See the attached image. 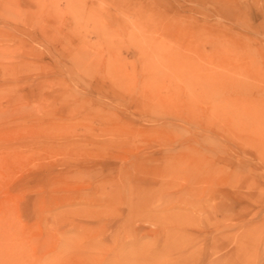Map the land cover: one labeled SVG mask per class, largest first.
Here are the masks:
<instances>
[{
	"label": "rangeland",
	"instance_id": "1",
	"mask_svg": "<svg viewBox=\"0 0 264 264\" xmlns=\"http://www.w3.org/2000/svg\"><path fill=\"white\" fill-rule=\"evenodd\" d=\"M173 263L264 264V0H0V264Z\"/></svg>",
	"mask_w": 264,
	"mask_h": 264
},
{
	"label": "bare ground",
	"instance_id": "2",
	"mask_svg": "<svg viewBox=\"0 0 264 264\" xmlns=\"http://www.w3.org/2000/svg\"><path fill=\"white\" fill-rule=\"evenodd\" d=\"M164 163V162H163ZM134 164V163H133ZM133 167V166H132ZM143 175V174H142ZM159 181V180H158ZM161 183H163V184H165L164 182H161ZM162 184V185H163ZM130 186H132V185H130ZM133 187V186H132ZM164 187H167V186H165L164 185ZM126 189V188H125ZM133 189V188H132ZM161 189V188H160ZM128 190H129V188H128ZM144 190H145V188H144ZM164 190V189H163ZM125 191V190H124ZM127 191V190H126ZM130 191H132V190H130ZM158 191V190H157ZM190 191H192L193 192V190L192 189H187V193H188V195H189V197L192 195V193L190 192ZM225 191V190H224ZM224 191H222V192H220V195H226V193L224 192ZM128 192V191H127ZM142 192V191H141ZM147 192V190L145 191V193ZM152 193H153V191H151ZM132 193V192H131ZM127 194V193H126ZM138 194V193H137ZM205 194V193H204ZM203 194V195H204ZM142 195H143V193H142ZM178 195V194H177ZM208 195V194H207ZM202 197V196H201ZM208 197V196H207ZM207 197H206V199H207ZM210 197V196H209ZM225 197V196H224ZM128 198V200H127V204H128V209H129V211H128V215H131L132 214V217L133 216H135L136 214H137V216L138 215H140V217H142V218H145V221L144 222H147V223H152V224H155V220H156V218H157V216L155 217L154 215L153 216H151L150 214L148 215V214H146V215H142V214H140V212L142 211V210H144V207H143V201H141V200H139V198L138 197H134V195L133 196H129V197H127ZM222 199H223V197H221ZM179 199V198H178ZM204 198H202V200H203ZM209 200V199H208ZM199 201V204H200V200H198ZM226 201V200H225ZM142 202V203H141ZM197 203V202H196ZM225 203V202H224ZM227 203V202H226ZM198 204V205H199ZM213 205V204H212ZM217 206V205H216ZM215 206V207H216ZM226 207V206H225ZM225 207L223 206V207H219V210L221 211V213H224L225 212ZM126 208V207H125ZM214 208V207H213ZM217 208V207H216ZM218 209V208H217ZM149 210V209H148ZM228 210V209H227ZM145 212V211H144ZM155 212V211H154ZM158 212V211H157ZM115 213V212H114ZM136 213V214H135ZM145 214V213H144ZM127 216V215H126ZM121 217V216H120ZM128 218H129V220H128V222L130 221V220H132V217H129V216H127ZM139 217V218H140ZM222 217V216H221ZM127 218V219H128ZM136 218V217H135ZM141 218V219H142ZM223 219V221H225L226 220V218L225 217H222ZM196 220V219H195ZM198 221V220H197ZM199 222V221H198ZM157 223V222H156ZM222 223V222H221ZM193 224H194V222H193ZM181 225V224H180ZM191 225V224H190ZM220 225V224H219ZM218 225V226H219ZM216 226V225H215ZM217 226V227H218ZM192 227H193V225H192ZM195 227H197L196 225H195ZM195 227L193 228V229H195ZM223 228V231L225 232L227 229H229L228 227H226L224 224H223V226H222ZM172 228H174L173 226H172ZM180 228V227H179ZM186 228V227H185ZM219 228V227H218ZM197 229V228H196ZM215 229V228H214ZM165 230V229H164ZM181 230V229H180ZM197 230H199V228L197 229ZM201 230V229H200ZM127 231V230H126ZM125 231V232H126ZM129 231V230H128ZM127 231V232H128ZM196 231V230H195ZM202 231V230H201ZM219 231V230H218ZM137 232V230H132V233L134 234V233H136ZM139 232V231H138ZM161 232V231H160ZM165 232H166V230H165ZM123 233H124V231H123ZM131 233V232H130ZM156 233V232H155ZM174 233V232H173ZM179 233V232H178ZM157 234V233H156ZM225 234H227L226 232H225ZM224 234V235H225ZM125 235V234H124ZM123 235V236H124ZM130 235V234H129ZM139 235V234H138ZM161 235V234H160ZM164 235V234H163ZM162 235V236H163ZM184 235H186V234H184ZM127 236V235H126ZM135 236V235H134ZM133 236V237H134ZM166 236V235H165ZM226 236V235H225ZM164 238V237H163ZM181 239V238H180ZM172 240V239H171ZM135 241V240H134ZM164 242H166L165 240H164ZM186 242V241H185ZM135 243V242H134ZM195 243V242H194ZM161 244H162V242H161ZM177 244V243H176ZM197 244H199V243H197ZM212 245V244H211ZM213 245H215V244H213ZM212 245V246H213ZM169 246H170V244H169ZM128 247V246H127ZM163 247V246H162ZM167 247V246H166ZM166 247H164V250H165V248ZM192 247V246H191ZM218 248V247H217ZM161 249V248H160ZM159 249V250H160ZM200 249V248H199ZM166 251V250H165ZM130 252V251H129ZM212 252H213V250H212ZM146 254V253H145ZM7 258V257H6ZM135 259V258H134ZM40 260V259H39ZM174 264V263H173ZM177 264V263H176Z\"/></svg>",
	"mask_w": 264,
	"mask_h": 264
}]
</instances>
